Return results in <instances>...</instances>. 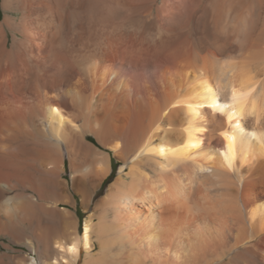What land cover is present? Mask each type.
<instances>
[{"label": "bare ground", "instance_id": "obj_1", "mask_svg": "<svg viewBox=\"0 0 264 264\" xmlns=\"http://www.w3.org/2000/svg\"><path fill=\"white\" fill-rule=\"evenodd\" d=\"M0 10V264H264V0Z\"/></svg>", "mask_w": 264, "mask_h": 264}, {"label": "rangeland", "instance_id": "obj_2", "mask_svg": "<svg viewBox=\"0 0 264 264\" xmlns=\"http://www.w3.org/2000/svg\"><path fill=\"white\" fill-rule=\"evenodd\" d=\"M0 13H1V17H0V22H1L3 20L4 13L1 10H0ZM91 139L93 140L94 138L91 137ZM112 163H113L114 168L118 166V169H117V172H116V175H115V178H116L117 175H118V173H119L120 168L122 167V164L117 160V158L113 155V153H112ZM113 172H114V170H113ZM113 172H112L111 176L109 177V179L105 182V184L111 180V177L113 175ZM115 178H114V180H115ZM107 187L104 189V186H103V188L100 189L97 192V194L95 196V199H94L95 201L98 200V199H100L102 196L105 195L106 190H107ZM75 201H76L75 207L74 206L70 207V210L73 212V215L75 214L73 216V219L75 220L76 225L77 226L79 225L78 227H81L84 219H86V217L89 216V214L91 213L93 207L90 208L89 210H86L83 207V205H82L81 198L79 196H77L76 194H75ZM65 238H66V236L61 232L60 239L61 240H64ZM0 242L2 243L3 240L1 239ZM13 251H15V253ZM28 253L31 254V251H30V249L26 245H13L12 246V254H14V255H17V256L20 255V256L24 257V256H29Z\"/></svg>", "mask_w": 264, "mask_h": 264}, {"label": "trees", "instance_id": "obj_3", "mask_svg": "<svg viewBox=\"0 0 264 264\" xmlns=\"http://www.w3.org/2000/svg\"><path fill=\"white\" fill-rule=\"evenodd\" d=\"M117 169H118V166L114 168V172H113V175L111 177V180L104 185V189L114 180Z\"/></svg>", "mask_w": 264, "mask_h": 264}]
</instances>
